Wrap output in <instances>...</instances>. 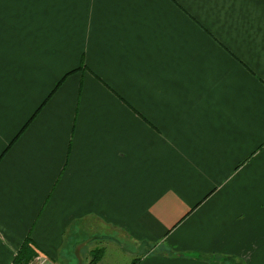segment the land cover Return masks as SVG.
Segmentation results:
<instances>
[{"label": "crops", "instance_id": "crops-1", "mask_svg": "<svg viewBox=\"0 0 264 264\" xmlns=\"http://www.w3.org/2000/svg\"><path fill=\"white\" fill-rule=\"evenodd\" d=\"M27 237L264 264V0H0V264Z\"/></svg>", "mask_w": 264, "mask_h": 264}, {"label": "trees", "instance_id": "trees-1", "mask_svg": "<svg viewBox=\"0 0 264 264\" xmlns=\"http://www.w3.org/2000/svg\"><path fill=\"white\" fill-rule=\"evenodd\" d=\"M62 82L63 81H61L58 84V86L61 85ZM58 86L55 87V89L52 91L50 96L42 103V105L37 110L36 114H38L40 112V110L42 109V107L48 102V100L51 98V96L57 90ZM20 134L18 136H20ZM31 244L32 243H31L30 238H29L27 240V242L23 245L22 250L20 251L17 258L15 259V264H30L34 260L35 255H34V252L31 250V248H32ZM103 256H104V249L101 248V249L94 251L93 258H92V261L90 264H98L102 260Z\"/></svg>", "mask_w": 264, "mask_h": 264}, {"label": "rangeland", "instance_id": "rangeland-1", "mask_svg": "<svg viewBox=\"0 0 264 264\" xmlns=\"http://www.w3.org/2000/svg\"><path fill=\"white\" fill-rule=\"evenodd\" d=\"M35 115H36V113L33 115V117H32L30 120H28V121L23 125V127L21 128V131L19 132V134L27 129V127L31 124V121L33 120V118H34ZM19 134H18V135H19ZM18 137H19V136H16L15 139L12 141L13 144H14V142L17 140ZM28 239H29V238L27 237V239L22 243V245L20 246L19 250H18L17 253L15 254V257H14L13 262H12L13 264H15V259H16L17 256L19 255L20 251L22 250L23 245L27 242ZM31 246H32V245H31ZM146 248H147V247H145V249H146ZM31 250L34 252V255H35L34 260L36 259V257H37L36 255H37V254H42L44 257H46L45 254H43L41 251H37V249L34 250V249L31 248ZM38 257H39V256H38ZM46 258H47V257H46ZM34 260H33V261H34ZM47 260L49 261L48 264H51V259L47 258ZM33 261H32L30 264H32ZM232 261H233V264H243V262L240 263V261H239L238 259H237V260L232 259Z\"/></svg>", "mask_w": 264, "mask_h": 264}, {"label": "built area", "instance_id": "built-area-1", "mask_svg": "<svg viewBox=\"0 0 264 264\" xmlns=\"http://www.w3.org/2000/svg\"><path fill=\"white\" fill-rule=\"evenodd\" d=\"M36 259L33 261L32 264H48L49 261L47 260L46 257H44L42 254H37ZM39 256V257H38Z\"/></svg>", "mask_w": 264, "mask_h": 264}]
</instances>
